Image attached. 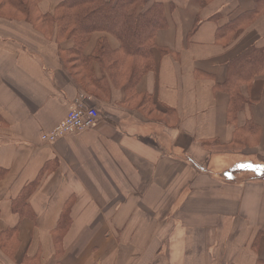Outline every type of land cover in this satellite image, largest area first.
<instances>
[{
    "label": "crops",
    "instance_id": "1",
    "mask_svg": "<svg viewBox=\"0 0 264 264\" xmlns=\"http://www.w3.org/2000/svg\"><path fill=\"white\" fill-rule=\"evenodd\" d=\"M63 2L0 10V264H264V71L225 89L264 0H141L162 27L134 57L60 36ZM78 102L96 123L42 142Z\"/></svg>",
    "mask_w": 264,
    "mask_h": 264
},
{
    "label": "trees",
    "instance_id": "2",
    "mask_svg": "<svg viewBox=\"0 0 264 264\" xmlns=\"http://www.w3.org/2000/svg\"><path fill=\"white\" fill-rule=\"evenodd\" d=\"M39 0H0V10L9 6L23 11L30 20L31 9ZM141 0H64L58 7L54 21L58 34L74 37L79 46L93 32L102 31L115 37L124 57L144 53L147 41L162 27V14L158 6L149 7L145 12L135 14ZM264 71V57L256 48H250L236 58L225 83L230 95L231 107L240 99V84L251 80L258 72ZM239 106H236L237 110ZM233 110V109H232Z\"/></svg>",
    "mask_w": 264,
    "mask_h": 264
},
{
    "label": "built area",
    "instance_id": "3",
    "mask_svg": "<svg viewBox=\"0 0 264 264\" xmlns=\"http://www.w3.org/2000/svg\"><path fill=\"white\" fill-rule=\"evenodd\" d=\"M98 113L94 108H90L76 103L69 108L65 118L50 132L40 135V140L44 143H54L60 137L82 131L95 124Z\"/></svg>",
    "mask_w": 264,
    "mask_h": 264
},
{
    "label": "rangeland",
    "instance_id": "4",
    "mask_svg": "<svg viewBox=\"0 0 264 264\" xmlns=\"http://www.w3.org/2000/svg\"><path fill=\"white\" fill-rule=\"evenodd\" d=\"M213 165V163L211 164ZM217 168L226 170L228 168H232L231 170L235 169L242 172H251L254 171L253 166H259L261 164H257L251 160L246 159H234V158H227V162L224 164H215ZM219 169V170H220ZM257 174V173H254ZM230 175H227L228 178Z\"/></svg>",
    "mask_w": 264,
    "mask_h": 264
}]
</instances>
